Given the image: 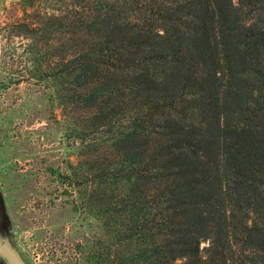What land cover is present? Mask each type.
Instances as JSON below:
<instances>
[{"label": "trees", "instance_id": "obj_1", "mask_svg": "<svg viewBox=\"0 0 264 264\" xmlns=\"http://www.w3.org/2000/svg\"><path fill=\"white\" fill-rule=\"evenodd\" d=\"M12 5L0 90L38 88L78 142L80 264H264V0Z\"/></svg>", "mask_w": 264, "mask_h": 264}, {"label": "rangeland", "instance_id": "obj_2", "mask_svg": "<svg viewBox=\"0 0 264 264\" xmlns=\"http://www.w3.org/2000/svg\"><path fill=\"white\" fill-rule=\"evenodd\" d=\"M13 1L0 0V26L13 16ZM68 128L38 88L0 90L1 264H80L75 243L99 235L96 222L73 211L76 194L58 177L80 159Z\"/></svg>", "mask_w": 264, "mask_h": 264}, {"label": "crops", "instance_id": "obj_3", "mask_svg": "<svg viewBox=\"0 0 264 264\" xmlns=\"http://www.w3.org/2000/svg\"><path fill=\"white\" fill-rule=\"evenodd\" d=\"M1 264V263H0Z\"/></svg>", "mask_w": 264, "mask_h": 264}]
</instances>
